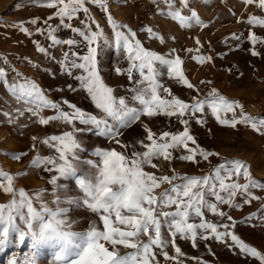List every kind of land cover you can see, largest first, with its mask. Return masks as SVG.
I'll return each mask as SVG.
<instances>
[{"label": "snow or ice", "instance_id": "obj_1", "mask_svg": "<svg viewBox=\"0 0 264 264\" xmlns=\"http://www.w3.org/2000/svg\"><path fill=\"white\" fill-rule=\"evenodd\" d=\"M42 2L55 11L44 21L43 27L34 29L35 33L49 41L48 45L36 41V50L47 55L50 48L67 46L57 60L60 71L79 82V90L87 94L99 111L89 113L64 100L63 105L70 109L65 111L61 102L49 99L45 90L34 80L22 76L14 68L0 66V84L5 86V91L17 104L22 105L16 109L19 116L30 113V118L37 117L42 125L57 120L72 125V129L64 131L62 135H49L43 140L45 145L55 150V155H37L29 166H43L48 172L56 173L48 181L53 186L51 201L44 199V190H36L32 194L24 189L15 190L14 177L0 170V188L4 193L11 194L7 203L0 204V253L19 248L26 240H30L32 246L31 252L24 253L22 257L13 255L7 264H42L41 248L50 250L51 264H160L158 256H163L165 261L183 264L178 259L185 255L179 241H190L195 248L201 241L213 239L226 247L238 248L241 253L255 257L264 264V254L234 233L238 222L221 209L222 205L233 209L241 207V203L237 202L238 197L243 198V204L264 198L254 195L256 189L264 192V182L251 175L244 161L224 160L202 176L177 175L174 170L172 175L158 176L145 170L148 166L157 169L159 165L154 161L161 159L169 163L176 159L199 166L201 161H209L217 156L218 153L206 150L198 143L191 128L193 122L205 126L209 114L220 126L235 129L243 124L262 136L264 118L257 120L247 114L239 101L226 98L215 88L203 99L192 96L187 101L175 95L171 88L161 82V68L166 69L167 77L175 84L199 92L182 70L184 61L177 54V49L160 54L146 48L137 38V32L130 28L127 32L122 31L127 26L117 23L109 13L107 23L111 25L116 47L127 62V67H117L115 71L132 82L124 95H117V90L101 77L99 69L100 50L111 41L104 29L89 17L86 6L88 3L99 5L108 12L107 0ZM153 2L157 3L158 0ZM163 2L167 5V11L161 10L162 14L179 21L182 27H207L190 6L191 0H179V8L175 6L176 0ZM242 2L245 5L255 4L264 10V0ZM81 12L86 19L80 20V26H74L72 21ZM53 20L57 24L53 25ZM30 23L39 25L35 18ZM244 23L264 28V18L256 15H249ZM15 27L32 35V31L22 24ZM64 29L70 30L74 37L61 38L58 32ZM141 31L146 32L148 39L166 43L165 37L157 35L152 27ZM231 38L239 40L241 37L234 33ZM247 39L253 45L252 55H260L255 45L264 44V38L250 32ZM195 43L200 45L201 42L197 38ZM80 45L86 48L85 54L79 52ZM192 51V48L187 49L189 53ZM192 59L211 63L213 57L199 55ZM3 63L9 62L3 59ZM200 83L210 84L211 81ZM68 87L70 91H77L71 85ZM45 109L54 110L56 114L45 118L42 115ZM161 115L169 119V130L154 131L142 119ZM173 118L183 126L182 130H171L174 127L171 125ZM77 121L80 125L96 128L98 135L107 137L121 149H131L130 153L97 147L91 153L97 159L81 161L79 153L84 149L75 135L81 130L76 127ZM137 122L143 134L131 143L122 141L124 130ZM174 153L180 155L174 156ZM21 155L15 154L13 158L19 160ZM25 174L21 172L16 175ZM69 177L75 178V194L60 182L61 178ZM241 178L244 183L240 182ZM165 184L168 187L162 189ZM70 206L83 207L91 214L86 229L76 230L75 226L81 221L71 217ZM206 213H211L217 219L208 220ZM255 215L241 223L252 221ZM261 220L264 221V209ZM169 247L174 250V256L169 255Z\"/></svg>", "mask_w": 264, "mask_h": 264}, {"label": "rangeland", "instance_id": "obj_2", "mask_svg": "<svg viewBox=\"0 0 264 264\" xmlns=\"http://www.w3.org/2000/svg\"><path fill=\"white\" fill-rule=\"evenodd\" d=\"M86 6L89 8V17L104 29L111 41L100 50L99 69L101 77L109 86L117 90V95H124L125 90L132 86V82L125 75L117 74L115 71L117 67H127V62L121 50L116 47L111 25L107 23L106 17L109 13L117 23L127 26L121 29L122 31L127 32L130 28L137 32V38L146 48L160 54H165L172 48L177 49V54L184 61L182 70L199 92L175 84L167 77L166 69L161 68L163 74L161 82L171 88L175 95L187 101H190L192 96L203 99L212 88H215L226 98L239 101L247 114L257 120L264 118V44L255 45V50L260 55L253 56V45L247 39L250 32L264 38V28L244 23L249 15L264 18V10L255 4L245 5L242 0H191L190 6L207 25V27L193 28H184L179 21L163 15L161 10L167 11V5L163 0H158L157 3L153 0H107L108 12L101 9L99 5L88 3ZM175 6L180 7L179 0H176ZM54 11L46 7L42 0H0V58L9 62L4 64L3 59H0V66L6 69L14 68L22 76L34 80L45 90L49 99L53 102H61L65 111H70L62 103L67 100L86 112L96 114L99 110L95 108L87 94L79 90V82L60 71L57 60L62 57V50H66L67 46L50 48L47 55L36 50V41H39L41 45H48L49 41L35 33L34 29L37 26L43 27L44 21L53 15ZM32 18L37 19L39 25L31 24ZM82 19H86L83 12L72 21L73 25L80 26ZM51 23L55 25L57 21L53 20ZM21 24L32 31L31 36L15 27ZM147 27H152L157 35L164 36L166 43L160 44L158 40L146 38V32L141 29ZM93 29L95 30V25ZM234 33L239 34L241 38L232 39L231 36ZM58 35L61 38H73L75 34L64 29L60 30ZM197 38L201 42L200 45L195 43ZM188 48H192L193 51L187 52ZM78 50L81 54L86 53L84 45H80ZM199 55H210L213 60L211 63H201L192 59ZM26 61L30 62L26 63ZM200 81H211V83L201 84ZM69 85L77 91H70ZM57 89H63V91H57ZM21 107L22 105L17 104L5 91V86L0 84V170L14 177L15 190L24 189L29 194L36 190H44V199L51 201L53 186L48 181L51 175L56 173L48 172L43 166H29L37 155L40 157L55 155V150L45 145L43 140L49 135H62L64 131L71 130L72 125L65 124L62 120L50 121L48 125H42L38 123L37 117L30 118V113L19 116L16 109ZM237 111L239 112V109ZM3 113H9V115L6 116ZM55 114V111L51 109H45L42 112L45 118ZM142 119L154 131L169 130L170 121L165 116ZM75 123L76 127L81 129L75 133L84 149L79 153L81 161L97 159L91 156L92 151L97 147L115 148L117 151L130 153L131 149H121L107 137L98 135L96 128L80 125L78 121ZM171 125H174L171 127L173 131L183 129V126L177 124L174 118ZM191 128L198 143L204 149L218 153L217 156L211 157L209 161H201L199 166L176 159L171 163L161 159L154 161L159 165L157 169L148 166L145 170L158 176L172 175L173 170L177 175L202 176L208 174L214 166L224 160L239 159L249 166V171L255 179L264 182V136L260 133L243 124L235 129L220 126L210 114L205 126L201 127L193 122ZM142 134L143 129L137 122L124 130L121 139L131 143ZM33 137L36 139L33 140ZM15 154H22L21 158L14 159ZM178 155L180 153H174V156ZM21 172L26 174L16 175ZM60 182L68 186L70 193H76L75 178H61ZM240 182L245 181L241 178ZM167 187L168 185L165 184L162 189ZM254 195L264 197V192L256 189ZM10 199L11 194L4 193L0 188V204L7 203ZM242 199V197L237 198V202L241 203L239 208L233 209L222 205L221 209L238 222L234 233L250 247L264 254V221L261 220L264 198L252 200L248 204H243ZM70 213L73 219L81 221L75 226L76 230L88 227V217L91 214L86 209L70 206ZM253 214L256 215L252 221L241 223ZM206 218L210 221L217 219L211 213H206ZM179 246L185 253L183 257H178L183 264H197L198 261L200 264H261L257 258L246 256L238 248L226 247L214 239L201 241L195 248L191 246L190 241L181 240ZM31 251V241L26 240V243L19 248L0 253V264H7L13 255L22 257L24 253ZM168 252L170 256L175 255L171 247ZM157 259L160 264H176V261H165L163 256H158ZM40 261L42 264H51L49 249H40Z\"/></svg>", "mask_w": 264, "mask_h": 264}]
</instances>
